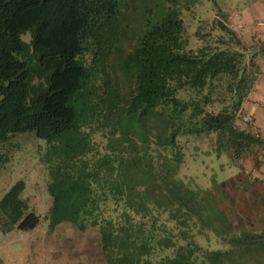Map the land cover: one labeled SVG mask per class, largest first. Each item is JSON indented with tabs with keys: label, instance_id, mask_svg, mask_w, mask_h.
Instances as JSON below:
<instances>
[{
	"label": "trees",
	"instance_id": "trees-1",
	"mask_svg": "<svg viewBox=\"0 0 264 264\" xmlns=\"http://www.w3.org/2000/svg\"><path fill=\"white\" fill-rule=\"evenodd\" d=\"M133 2L0 0V142L26 132L46 142L49 228L95 229L106 264H264V231L232 232L212 198L176 178L183 158L177 135L186 121L199 118L194 130L217 134L218 155L239 154L255 141L234 125L245 53L221 41L187 50L178 7L154 0L140 11ZM111 73L131 91L123 93ZM228 78L238 98L231 113L205 112L176 96L184 87L214 91ZM154 145L171 155L158 160ZM24 189L18 182L0 201L3 232L40 224ZM165 214L174 227L160 223ZM192 225L211 229L227 248L204 249Z\"/></svg>",
	"mask_w": 264,
	"mask_h": 264
},
{
	"label": "rangeland",
	"instance_id": "rangeland-1",
	"mask_svg": "<svg viewBox=\"0 0 264 264\" xmlns=\"http://www.w3.org/2000/svg\"><path fill=\"white\" fill-rule=\"evenodd\" d=\"M153 1L134 0L131 7H140L142 11L143 3L152 6ZM169 1L168 5L173 4L181 10L187 50L197 51L204 46H215V42L221 41L230 44L233 50L237 49V43L245 53L248 69L242 86L243 100L235 113L234 125L250 132L255 139L239 154L234 151L227 153L222 149L223 152L218 155L217 134L194 130L192 124H196L199 118L186 121L185 127L177 135L183 158L176 178L200 192L202 198H212L232 224V232L249 230L260 233L264 231V134L245 110L250 90L260 74L259 60L250 54V47L241 41L234 26L244 10L246 16L249 10L259 9L260 5L256 3L264 0ZM256 15L261 17L260 13ZM221 24L231 29L236 34L235 37L221 31ZM29 37L31 39L30 34L22 36L25 41H29ZM129 38H126L125 50L132 45ZM110 79L115 81L113 73ZM116 81L123 93H129L133 88L121 74ZM229 82L233 84V80L229 78L222 79L215 85L214 91L202 94L187 87L180 88L176 96L193 105L199 104L205 112L228 110L231 113L238 98L228 90ZM247 118L252 120V126L244 121ZM187 128L193 130L187 131ZM95 140L101 146L104 144L100 134L96 135ZM46 147V142L33 132L16 134L0 142V201L15 184L23 181L25 189L22 197L40 218V224L33 231L14 229L3 232L0 228V264H106L95 229L82 232L68 222L55 229L49 228L47 218L52 198L48 193L49 172L43 163ZM153 150L158 160L161 155H171L170 151L163 150L160 146L154 145ZM160 223L174 227V223L167 221L166 214L162 216ZM192 230L195 241L204 249L227 248L224 240L218 238L211 229L192 225Z\"/></svg>",
	"mask_w": 264,
	"mask_h": 264
},
{
	"label": "crops",
	"instance_id": "crops-1",
	"mask_svg": "<svg viewBox=\"0 0 264 264\" xmlns=\"http://www.w3.org/2000/svg\"><path fill=\"white\" fill-rule=\"evenodd\" d=\"M256 4L260 5L259 9L249 10L246 16V10H244L234 28L241 41L250 47V54L259 60L260 74L250 90L248 106L245 110L253 117L257 128L264 134V1ZM256 13H260L261 17Z\"/></svg>",
	"mask_w": 264,
	"mask_h": 264
},
{
	"label": "built area",
	"instance_id": "built-area-1",
	"mask_svg": "<svg viewBox=\"0 0 264 264\" xmlns=\"http://www.w3.org/2000/svg\"><path fill=\"white\" fill-rule=\"evenodd\" d=\"M246 123H248L250 126H252V120L250 118H247L246 120H244Z\"/></svg>",
	"mask_w": 264,
	"mask_h": 264
}]
</instances>
